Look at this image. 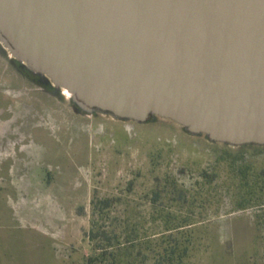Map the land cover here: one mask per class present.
I'll list each match as a JSON object with an SVG mask.
<instances>
[{
  "label": "rangeland",
  "instance_id": "rangeland-1",
  "mask_svg": "<svg viewBox=\"0 0 264 264\" xmlns=\"http://www.w3.org/2000/svg\"><path fill=\"white\" fill-rule=\"evenodd\" d=\"M166 178L193 197L194 261L221 252L209 264H244L258 254L252 231L230 228L254 224L264 232V146L212 142L157 116L137 123L86 111L0 42V264L91 254L77 235L89 225L94 195L121 197L111 216L145 217L156 230L149 198ZM178 201L164 208L185 212L189 200L181 211ZM233 244L224 256L221 248Z\"/></svg>",
  "mask_w": 264,
  "mask_h": 264
},
{
  "label": "water",
  "instance_id": "water-1",
  "mask_svg": "<svg viewBox=\"0 0 264 264\" xmlns=\"http://www.w3.org/2000/svg\"><path fill=\"white\" fill-rule=\"evenodd\" d=\"M0 42L86 111L264 146V0H0Z\"/></svg>",
  "mask_w": 264,
  "mask_h": 264
},
{
  "label": "trees",
  "instance_id": "trees-1",
  "mask_svg": "<svg viewBox=\"0 0 264 264\" xmlns=\"http://www.w3.org/2000/svg\"><path fill=\"white\" fill-rule=\"evenodd\" d=\"M161 191H165V196ZM188 192L169 178L165 179L161 190L157 187L151 190L150 220L160 221L156 230L146 227L148 220L145 217L132 220L130 214L122 219L111 216L110 212L121 197L94 195L90 202L89 227L83 232L92 250L84 258L85 264H187L186 258L195 248L194 230L198 224L193 219L196 215L191 208L193 197L188 199ZM177 199L179 211L189 200L185 212L173 214L164 208ZM159 200L163 208H159ZM79 213L83 212L80 210Z\"/></svg>",
  "mask_w": 264,
  "mask_h": 264
},
{
  "label": "crops",
  "instance_id": "crops-1",
  "mask_svg": "<svg viewBox=\"0 0 264 264\" xmlns=\"http://www.w3.org/2000/svg\"><path fill=\"white\" fill-rule=\"evenodd\" d=\"M57 214L59 215L60 212H58ZM88 227H89V225L87 226V228ZM87 228H83V229L80 228L78 230L79 231V234L77 235V237L80 236V240L81 241H84V242H87V246H88V240L86 238H84V236H83V230H85ZM230 229L232 231H252L251 233H247V235L250 234L249 237H250V239L252 241L253 247H256V251H257L258 254H256V253L253 252L252 256H248L246 258V260L243 261V263L244 264H264V241H263V234H264V232L260 233V231L263 230V229H260L258 226L254 225V224L247 225V226L245 225V226H243V228H237V226H234L233 228H230ZM254 232H256V233H254ZM237 240H240V239L236 238L235 242ZM233 246H234V244L232 245V248H230V247L221 248L220 251H222V252L225 253L224 256L226 254L231 255L232 254V250H233ZM78 254H75L76 256L71 258V259L75 260V262L74 261H72V262L73 263H78V264H85L84 258H81V256H80L81 254H80V251L79 250H78ZM213 254L210 255V259H208L206 262H204L202 260L200 262H196L193 259V250H191V255H189L186 258V263L187 264H209L214 259H222L220 257L221 252L218 254V256H214ZM228 261H229L230 264H236L237 263L236 262V259L231 260V261L228 260ZM67 262H69V261H67L65 258H63L62 263L59 260H58L57 263L58 264H67ZM72 262L70 260V262L68 264H71ZM226 263H227V261H226ZM238 263H240V262H238Z\"/></svg>",
  "mask_w": 264,
  "mask_h": 264
},
{
  "label": "bare ground",
  "instance_id": "bare-ground-1",
  "mask_svg": "<svg viewBox=\"0 0 264 264\" xmlns=\"http://www.w3.org/2000/svg\"><path fill=\"white\" fill-rule=\"evenodd\" d=\"M64 90H65V89H64ZM65 92H66L69 96H71L70 93H69L68 91L65 90Z\"/></svg>",
  "mask_w": 264,
  "mask_h": 264
}]
</instances>
